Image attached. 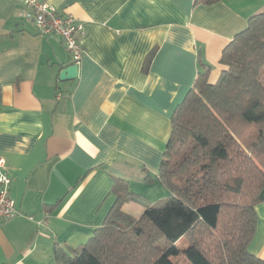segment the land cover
Returning a JSON list of instances; mask_svg holds the SVG:
<instances>
[{
	"label": "crops",
	"instance_id": "0c3cea01",
	"mask_svg": "<svg viewBox=\"0 0 264 264\" xmlns=\"http://www.w3.org/2000/svg\"><path fill=\"white\" fill-rule=\"evenodd\" d=\"M83 27L74 79L59 35H39L19 0H0V159L16 213L0 222V264H56L53 248L81 246L115 201L113 180L149 202L171 116L264 0H43ZM154 50L147 65L145 59ZM249 250L264 259V187ZM138 218L143 207L126 202Z\"/></svg>",
	"mask_w": 264,
	"mask_h": 264
},
{
	"label": "trees",
	"instance_id": "16d2710c",
	"mask_svg": "<svg viewBox=\"0 0 264 264\" xmlns=\"http://www.w3.org/2000/svg\"><path fill=\"white\" fill-rule=\"evenodd\" d=\"M219 62L215 82L208 69L198 73L171 116L158 169L169 195L149 202L114 179L116 198L103 224L79 247L55 245L56 264H178L171 257L180 253L190 264H264L249 250L264 187V8ZM129 201L143 207L140 217L123 210Z\"/></svg>",
	"mask_w": 264,
	"mask_h": 264
},
{
	"label": "built area",
	"instance_id": "2783aa9c",
	"mask_svg": "<svg viewBox=\"0 0 264 264\" xmlns=\"http://www.w3.org/2000/svg\"><path fill=\"white\" fill-rule=\"evenodd\" d=\"M24 6L23 18L31 21L39 35H59L72 57L73 64L79 65L83 49L79 37L83 33L82 24L70 13H61L56 7L43 0H19ZM10 177L4 171L0 159V222L16 213L10 196Z\"/></svg>",
	"mask_w": 264,
	"mask_h": 264
},
{
	"label": "water",
	"instance_id": "95a60500",
	"mask_svg": "<svg viewBox=\"0 0 264 264\" xmlns=\"http://www.w3.org/2000/svg\"><path fill=\"white\" fill-rule=\"evenodd\" d=\"M78 75V65L70 64L61 69L59 78L60 80L74 79Z\"/></svg>",
	"mask_w": 264,
	"mask_h": 264
},
{
	"label": "rangeland",
	"instance_id": "374dc122",
	"mask_svg": "<svg viewBox=\"0 0 264 264\" xmlns=\"http://www.w3.org/2000/svg\"><path fill=\"white\" fill-rule=\"evenodd\" d=\"M260 80L264 83V67L261 69L260 72ZM214 81L210 82L213 83ZM180 247H185L187 245V243L185 242V240H180L178 242ZM175 262H177L178 264H190V262L187 260V258L185 257V255L183 253H180L176 256L171 257Z\"/></svg>",
	"mask_w": 264,
	"mask_h": 264
}]
</instances>
